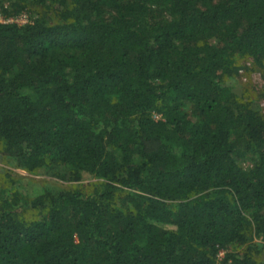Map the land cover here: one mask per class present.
I'll return each mask as SVG.
<instances>
[{"label":"trees","instance_id":"trees-1","mask_svg":"<svg viewBox=\"0 0 264 264\" xmlns=\"http://www.w3.org/2000/svg\"><path fill=\"white\" fill-rule=\"evenodd\" d=\"M0 6V264H258L264 0Z\"/></svg>","mask_w":264,"mask_h":264},{"label":"rangeland","instance_id":"rangeland-1","mask_svg":"<svg viewBox=\"0 0 264 264\" xmlns=\"http://www.w3.org/2000/svg\"><path fill=\"white\" fill-rule=\"evenodd\" d=\"M8 3H6L7 6ZM31 19V15L28 11L18 15V16H6L3 12L2 6H0V21L8 20V21H16L19 23H25ZM239 77V82L235 83V90L237 92H242L245 87L248 85L250 89L255 93H259L264 90V76L262 72L255 71L251 74H246L241 72ZM236 81V80H234ZM260 104L264 109V97L260 99ZM5 169H11L12 174H14L17 179V187L19 191L28 196H35L40 193L43 188L48 185L54 183V180L50 176L41 175V174H31L27 171L16 168L14 165L9 163L7 160L1 159L0 157V177L4 174ZM93 179H89L85 181V183H89ZM61 183V182H60ZM257 240V239H256ZM259 241V240H257ZM225 256V252L221 251L216 264H221L222 259ZM258 264H264V248L262 254L258 256Z\"/></svg>","mask_w":264,"mask_h":264}]
</instances>
